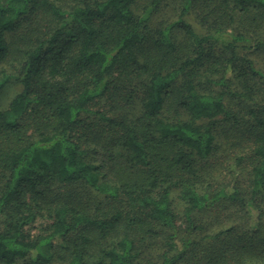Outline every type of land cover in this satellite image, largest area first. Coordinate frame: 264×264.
Wrapping results in <instances>:
<instances>
[{"label": "trees", "instance_id": "trees-1", "mask_svg": "<svg viewBox=\"0 0 264 264\" xmlns=\"http://www.w3.org/2000/svg\"><path fill=\"white\" fill-rule=\"evenodd\" d=\"M259 54L264 0H0V264H264Z\"/></svg>", "mask_w": 264, "mask_h": 264}, {"label": "rangeland", "instance_id": "rangeland-1", "mask_svg": "<svg viewBox=\"0 0 264 264\" xmlns=\"http://www.w3.org/2000/svg\"><path fill=\"white\" fill-rule=\"evenodd\" d=\"M257 61L259 62V64H264V55L263 54H259L258 57H256ZM20 90V86L18 84H8L6 86H4L0 92V106H5L9 100ZM235 140V139H234ZM233 140V141H234ZM41 220L35 222L33 225V228H31V232H37L41 227ZM4 226V218L2 217L0 220V229Z\"/></svg>", "mask_w": 264, "mask_h": 264}]
</instances>
